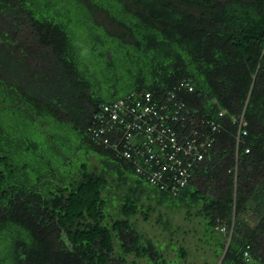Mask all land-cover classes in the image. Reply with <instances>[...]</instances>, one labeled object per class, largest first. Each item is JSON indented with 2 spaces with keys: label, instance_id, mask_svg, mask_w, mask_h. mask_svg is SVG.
<instances>
[{
  "label": "trees",
  "instance_id": "trees-1",
  "mask_svg": "<svg viewBox=\"0 0 264 264\" xmlns=\"http://www.w3.org/2000/svg\"><path fill=\"white\" fill-rule=\"evenodd\" d=\"M81 46L100 56L99 72ZM179 82L213 142L170 193L91 139L90 126L103 103ZM87 151L101 156L100 171L89 157L78 164ZM121 170L151 188L116 195L115 215L104 192L109 172L127 182ZM144 197L202 217L217 257L204 264H264V0H0V264H175L130 219L155 208Z\"/></svg>",
  "mask_w": 264,
  "mask_h": 264
},
{
  "label": "built area",
  "instance_id": "built-area-1",
  "mask_svg": "<svg viewBox=\"0 0 264 264\" xmlns=\"http://www.w3.org/2000/svg\"><path fill=\"white\" fill-rule=\"evenodd\" d=\"M177 85L159 93L140 88L103 103L90 126L91 139L114 149L149 184L170 193L189 181L193 163L213 142L211 134L195 123L197 107L179 93L192 87ZM244 124L241 119L238 132ZM217 126L210 123L213 131Z\"/></svg>",
  "mask_w": 264,
  "mask_h": 264
},
{
  "label": "rangeland",
  "instance_id": "rangeland-1",
  "mask_svg": "<svg viewBox=\"0 0 264 264\" xmlns=\"http://www.w3.org/2000/svg\"><path fill=\"white\" fill-rule=\"evenodd\" d=\"M59 3H64L63 1H58ZM79 10V9H78ZM97 17L95 18L96 23H101L106 26V28L113 30L115 25L112 24L110 20L105 15V11L96 10L95 14ZM93 23L95 27L98 24ZM77 31L74 30V33ZM105 29L103 27L98 26L96 29V33L99 37H104ZM79 40V36H76ZM97 38V37H96ZM85 40L82 42V46L85 45ZM107 45V43H106ZM81 46V60L84 62V65H90L91 62H94L96 67L92 64L91 68L95 69L99 72V69L102 68V64L98 61L100 56H97L95 53L90 52L88 48ZM101 60V59H100ZM102 62V60H101ZM94 67V68H93ZM94 71V70H92ZM96 72L95 74L91 72V76L98 78L100 75ZM103 84V83H102ZM123 83L121 84V86ZM105 88V86H103ZM110 90H103L104 95H110ZM67 143L64 146L68 153L75 149L74 145H77V142L74 141V136L72 134H68ZM73 147V148H72ZM79 150V149H78ZM80 156L77 161L78 164L81 162H85L86 158L88 160L89 157V165L91 167H97V171H100L103 166L101 164V156L94 151H87V153L80 152ZM77 158V157H76ZM67 170L72 168V165L65 167ZM74 169V167H73ZM122 173L127 177V182H119V177L116 173H108L107 174V191L104 194L110 199L109 202V212L117 215L116 213V205H114L113 200L116 199V195H120L123 190L127 191L129 187L140 185L141 187L149 190L151 188L150 185L145 183L143 180L139 179L136 174L130 172L128 170H121ZM109 176V177H108ZM124 191V192H125ZM144 203H151L155 206L149 212L148 218L144 219L142 215L137 212L135 215L131 216L132 222L135 224L137 229L143 233L144 236L152 239L157 246L161 245L162 251H164L169 258H177V262L175 264H204L206 262L217 261V257L215 255V247L214 245H206L201 238H203V219L200 216L190 217L187 215L185 208H171L163 203L161 205H155L154 200L142 198ZM158 211L163 212V221L157 220ZM165 222L168 223V227H165ZM158 246V247H159ZM182 246L186 248V255L182 258L178 256L177 249ZM129 259L135 258L133 254H126ZM141 264H153L151 261L146 260L145 258L137 259Z\"/></svg>",
  "mask_w": 264,
  "mask_h": 264
},
{
  "label": "bare ground",
  "instance_id": "bare-ground-1",
  "mask_svg": "<svg viewBox=\"0 0 264 264\" xmlns=\"http://www.w3.org/2000/svg\"><path fill=\"white\" fill-rule=\"evenodd\" d=\"M239 125H240V123H239Z\"/></svg>",
  "mask_w": 264,
  "mask_h": 264
}]
</instances>
